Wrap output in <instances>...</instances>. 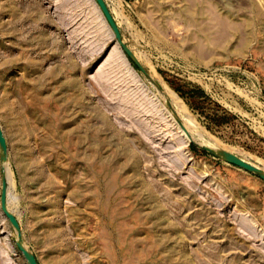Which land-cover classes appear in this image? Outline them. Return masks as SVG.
Wrapping results in <instances>:
<instances>
[{"label":"rangeland","instance_id":"obj_1","mask_svg":"<svg viewBox=\"0 0 264 264\" xmlns=\"http://www.w3.org/2000/svg\"><path fill=\"white\" fill-rule=\"evenodd\" d=\"M94 2L0 0V264H264V0Z\"/></svg>","mask_w":264,"mask_h":264},{"label":"water","instance_id":"obj_2","mask_svg":"<svg viewBox=\"0 0 264 264\" xmlns=\"http://www.w3.org/2000/svg\"><path fill=\"white\" fill-rule=\"evenodd\" d=\"M95 2L98 4V7L100 8L106 22L108 23V25L110 26V29L113 33V36L116 38L118 44L130 54V57L132 59V61L143 71L146 73L144 67L142 66V64L140 63V61L138 60V58L132 54V52L130 51V49L126 46L125 42H124V37L122 34V31L120 29V26L118 24V22L116 21L115 16L113 15L112 11L110 10L106 0H95ZM0 145L2 148V151L4 154L7 153L8 150V145H7V140L4 136V132L1 128L0 125ZM210 151L219 154L220 156H222L225 160L229 161L230 163H233L251 173H254L255 175L261 177L264 179V170H261L260 168L254 166L253 164L245 161L244 159H242L241 157L229 153V152H223V153H218L216 152L214 149L212 148H208ZM7 217L11 220L12 222V227L13 230L16 234V244L19 247V249L21 250V252L23 253V255L25 256V258L27 259L29 264H39L37 261L36 256L34 255V253L26 246L24 245V243L22 242V231H21V227L20 224L18 223L17 219L12 216L10 214V212H8L7 210L5 211Z\"/></svg>","mask_w":264,"mask_h":264},{"label":"bare ground","instance_id":"obj_3","mask_svg":"<svg viewBox=\"0 0 264 264\" xmlns=\"http://www.w3.org/2000/svg\"><path fill=\"white\" fill-rule=\"evenodd\" d=\"M95 1V0H94ZM95 3V2H94ZM97 4V3H96ZM96 9L95 10H98V14H100L99 16H103V14H102V12H101V10H100V8L98 7V4L96 5V7H95ZM115 12V11H114ZM106 23V22H105ZM109 28H110V26H109ZM109 30V29H108ZM114 48V52H115V54H114V59H112V56H110L111 57V59L115 62L114 64H116V63H120V64H122V63H127V59H125V57H123L124 55H122V53H121V51H120V49H119V46H118V44L117 45H115V47H113ZM112 55H113V51H112ZM112 64V63H111ZM113 64V65H114ZM128 64V63H127ZM126 64V65H127ZM112 65V66H113ZM118 65V64H117ZM129 65V64H128ZM134 74V73H133ZM213 147H215L214 145H213ZM214 150H216L217 149V147H216V149L215 148H213ZM219 149V148H218ZM218 152V151H217ZM220 152V151H219ZM243 159V158H242ZM245 160V159H244ZM245 161H247V160H245ZM248 162V161H247ZM249 163H251V162H249ZM251 164H253V163H251ZM254 166H256V167H258V168H260L261 170H263L264 169V167H260V166H258V165H255V164H253ZM23 242V241H22ZM0 243H1V241H0ZM24 243V242H23ZM25 245V244H24ZM27 248V247H26Z\"/></svg>","mask_w":264,"mask_h":264}]
</instances>
